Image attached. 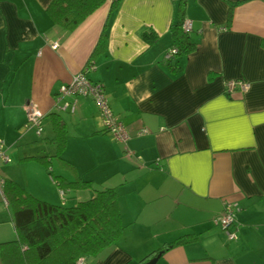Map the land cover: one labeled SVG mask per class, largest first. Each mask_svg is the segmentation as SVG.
Here are the masks:
<instances>
[{"label": "crops", "instance_id": "0c3cea01", "mask_svg": "<svg viewBox=\"0 0 264 264\" xmlns=\"http://www.w3.org/2000/svg\"><path fill=\"white\" fill-rule=\"evenodd\" d=\"M51 1L0 0V177L53 205L114 189L122 233L80 256L85 264H146L159 253L154 264H264V0H105L71 27L49 15ZM180 2L195 48L165 60ZM88 64L126 144L103 130L92 99L77 97L73 112L55 104ZM231 80L249 87L227 94ZM26 103L43 114L40 136ZM51 114L64 128L58 156ZM224 201L235 204L234 241L213 221ZM15 240L0 195V245Z\"/></svg>", "mask_w": 264, "mask_h": 264}, {"label": "trees", "instance_id": "16d2710c", "mask_svg": "<svg viewBox=\"0 0 264 264\" xmlns=\"http://www.w3.org/2000/svg\"><path fill=\"white\" fill-rule=\"evenodd\" d=\"M105 0H52L48 13L54 21L75 26ZM178 19L170 26L175 55L188 53L195 44L181 28L182 2L178 5ZM104 33L99 44H102ZM173 55L172 57H174ZM171 57V58H172ZM170 58V59H171ZM56 155L64 147L65 135L62 122L53 114ZM49 158L35 160L49 168ZM54 177L53 179H57ZM58 180V179H57ZM60 182L59 185H61ZM69 187H91L90 182H70ZM3 195L12 212L16 240L1 244V257L7 264H75L83 255H95L112 245L120 237L121 224L117 194L114 189L97 190L95 195L74 206L53 205L33 197L16 183L3 179ZM179 238L164 250L185 243Z\"/></svg>", "mask_w": 264, "mask_h": 264}, {"label": "built area", "instance_id": "2783aa9c", "mask_svg": "<svg viewBox=\"0 0 264 264\" xmlns=\"http://www.w3.org/2000/svg\"><path fill=\"white\" fill-rule=\"evenodd\" d=\"M181 28L184 32H189L191 30V22L184 19ZM56 47V44H52L51 46L53 49H56ZM176 53L177 48L171 47L165 53L164 59L170 60V58ZM90 70L91 66L88 64L80 72L76 73L68 83L62 84L55 96V104L58 105L61 102L59 109L73 112L76 106L77 97H87L92 99L96 104L103 130L109 133L115 141L126 144L130 139V135L119 118L112 113L102 84L99 82H93L87 78V73ZM248 87L249 84L241 80L226 81L224 84L225 92L227 94L236 91L245 92ZM65 98H69V100H64ZM24 111L27 119V127L34 128L36 135L40 136L42 133L41 120L43 114L31 103H26L24 105ZM145 133H147L146 130L139 132V134ZM0 160L8 161L2 140H0ZM2 186L3 179L0 177V195L4 202H6ZM64 193L63 189H59V196L61 199H63ZM235 212V204L224 201L222 212L213 220L214 224L225 233L229 241H234L237 238L235 228L234 230H230L234 227ZM84 261V257H79L75 261V264H85Z\"/></svg>", "mask_w": 264, "mask_h": 264}, {"label": "water", "instance_id": "95a60500", "mask_svg": "<svg viewBox=\"0 0 264 264\" xmlns=\"http://www.w3.org/2000/svg\"><path fill=\"white\" fill-rule=\"evenodd\" d=\"M159 256H160V253L157 254V256H155L151 260H149L146 264H154L156 262V260L158 259Z\"/></svg>", "mask_w": 264, "mask_h": 264}]
</instances>
